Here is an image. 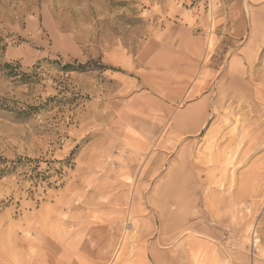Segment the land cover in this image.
<instances>
[{"label": "rangeland", "instance_id": "obj_1", "mask_svg": "<svg viewBox=\"0 0 264 264\" xmlns=\"http://www.w3.org/2000/svg\"><path fill=\"white\" fill-rule=\"evenodd\" d=\"M0 264H264V0H0Z\"/></svg>", "mask_w": 264, "mask_h": 264}]
</instances>
